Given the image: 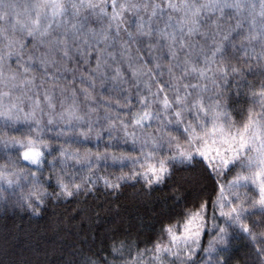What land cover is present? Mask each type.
<instances>
[{"label":"snow or ice","instance_id":"snow-or-ice-1","mask_svg":"<svg viewBox=\"0 0 264 264\" xmlns=\"http://www.w3.org/2000/svg\"><path fill=\"white\" fill-rule=\"evenodd\" d=\"M71 200L59 264H264V0H0V208Z\"/></svg>","mask_w":264,"mask_h":264},{"label":"trees","instance_id":"trees-1","mask_svg":"<svg viewBox=\"0 0 264 264\" xmlns=\"http://www.w3.org/2000/svg\"><path fill=\"white\" fill-rule=\"evenodd\" d=\"M70 78L71 76H69ZM45 175H47V171ZM158 195L159 193H153L149 200L155 201ZM107 199L102 193L88 198L87 206L99 211L100 218L99 221H85L81 235L85 232H97L102 236L105 229L112 226L109 223L112 216L103 211L107 205ZM119 204L121 205L120 214L126 221L125 227H127V223H132L133 237L138 231L140 240L146 239L151 230V217L146 216L144 226L141 227L136 218L142 213V210L128 198L127 194L119 197ZM76 207L75 200L51 202L41 216H33L31 213L19 209L0 208V261L3 264H11L12 261L27 259L32 261V264H59L60 253L53 250L55 248L53 242L64 238L69 241L74 239L69 233L78 230L74 226L80 223L81 217L77 216L75 220L69 221L68 216ZM58 220L62 223L55 227ZM232 243L239 249L233 264H244L247 258L246 253L249 251L245 247V241L239 239L233 240ZM140 247L143 248L144 245L141 244Z\"/></svg>","mask_w":264,"mask_h":264}]
</instances>
